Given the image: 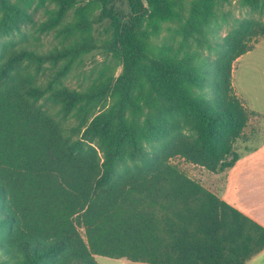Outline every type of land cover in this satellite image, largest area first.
<instances>
[{
	"label": "trees",
	"instance_id": "16d2710c",
	"mask_svg": "<svg viewBox=\"0 0 264 264\" xmlns=\"http://www.w3.org/2000/svg\"><path fill=\"white\" fill-rule=\"evenodd\" d=\"M52 1L61 6L40 29L78 0ZM94 1L123 69L78 88L63 77L79 45L41 50L31 6L0 0V264H246L264 250V226L172 158L219 173L241 157L258 113L235 91L233 67L264 37V0H241L261 18L222 15L232 27L218 58L150 45L162 22L183 20L172 0Z\"/></svg>",
	"mask_w": 264,
	"mask_h": 264
},
{
	"label": "rangeland",
	"instance_id": "374dc122",
	"mask_svg": "<svg viewBox=\"0 0 264 264\" xmlns=\"http://www.w3.org/2000/svg\"><path fill=\"white\" fill-rule=\"evenodd\" d=\"M21 1L31 6L30 9L34 14L36 23L29 24L27 31L31 38L39 39L41 50H49L63 44L79 45L77 58L74 59L70 70L63 77L66 84L81 88L105 82L112 77L116 79L120 75L123 65L119 56L108 43L111 37V25L102 15L100 3L94 0H78L75 4L66 8L60 18V24L51 29H40L42 22L54 16V12H48L47 8L58 10L61 5L52 0H45L43 6H39L40 0ZM172 2L175 8L181 11L183 20L181 22L177 20L162 22L157 35L151 37L150 45L161 48L165 44H171L175 50L178 48L183 50L181 56L184 55L185 50H190L198 52L200 54L199 58L203 56L218 58L221 50L217 43L232 27L231 24H227L222 20V15L225 12H231L234 18L262 17L260 13L244 6L241 0H172ZM211 8L214 13L208 12ZM190 19H193L195 23H190L191 32L188 40H186L181 26L190 22ZM65 23H74L78 26V29L65 37V32L61 30ZM69 56L61 59L59 66ZM46 65L49 67V71L55 68L50 60ZM233 84L235 91L244 100L245 104L247 103L248 108L257 112H264V37L260 38L255 47L244 54V57L235 66ZM112 102L110 100L105 107L97 111L107 109ZM136 117L143 120L144 114L140 111L136 114ZM258 119L256 115L251 116L243 137L237 143V148L238 146L244 147L246 144L249 146L254 144V138L249 141L247 138L252 137L253 129L259 127L258 121H256ZM261 121L264 124V120L261 119ZM172 162L198 181L207 180L212 172L180 156L172 158ZM96 260L99 264H149L102 255H97Z\"/></svg>",
	"mask_w": 264,
	"mask_h": 264
},
{
	"label": "crops",
	"instance_id": "0c3cea01",
	"mask_svg": "<svg viewBox=\"0 0 264 264\" xmlns=\"http://www.w3.org/2000/svg\"><path fill=\"white\" fill-rule=\"evenodd\" d=\"M243 57L244 54L238 57L235 66ZM258 112L259 127L247 138L248 141L254 138V144L238 146L241 157L233 167L219 173L211 172L207 180L200 182L264 226V124L261 121L264 112ZM246 264H264V250Z\"/></svg>",
	"mask_w": 264,
	"mask_h": 264
}]
</instances>
